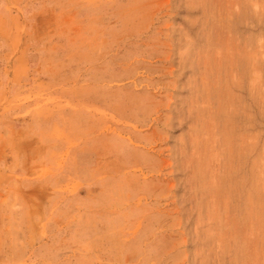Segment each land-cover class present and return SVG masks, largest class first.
Returning <instances> with one entry per match:
<instances>
[{
    "label": "rangeland",
    "instance_id": "rangeland-1",
    "mask_svg": "<svg viewBox=\"0 0 264 264\" xmlns=\"http://www.w3.org/2000/svg\"><path fill=\"white\" fill-rule=\"evenodd\" d=\"M0 264H264V0H0Z\"/></svg>",
    "mask_w": 264,
    "mask_h": 264
}]
</instances>
